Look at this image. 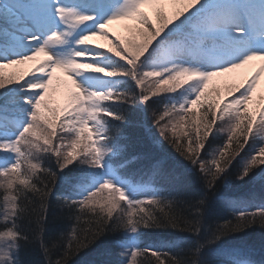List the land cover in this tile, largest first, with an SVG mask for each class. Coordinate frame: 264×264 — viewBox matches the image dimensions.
<instances>
[{
    "label": "snow or ice",
    "instance_id": "1",
    "mask_svg": "<svg viewBox=\"0 0 264 264\" xmlns=\"http://www.w3.org/2000/svg\"><path fill=\"white\" fill-rule=\"evenodd\" d=\"M160 2L0 0V213L5 222L0 230V264H22L19 250L29 238L18 222L27 212L29 194L40 197V246L47 253L44 225L61 179L72 195L55 197L59 206L75 214L78 224L86 214L91 218L82 238L75 235L76 228L72 230L75 243L61 249L56 264H69L106 235L134 238L144 230H173L197 240L182 260L165 251L167 245L145 248L117 242L126 264H137L138 256L148 255L153 264H264L249 251L216 247L250 228H264V206L233 212V219L211 230L206 241L198 239L205 210L220 188L251 180L254 188L259 184L264 191V105L258 120L250 111L264 67L230 89L226 101L208 91L214 77L254 60L264 61V0H172L186 7L171 19L158 12L157 24L141 9ZM129 20L139 24L136 38L123 40L108 31L110 25ZM77 33L76 47L61 56L58 50ZM96 38L112 47L91 46ZM39 57L46 59L30 79L23 83L5 79V67ZM58 72L69 97L62 113L46 103ZM127 82L135 92L120 87ZM178 94L182 100L175 99ZM161 97L175 102L151 111ZM197 106L202 114L194 111ZM138 109L151 111V127L146 115L139 121L130 119L129 113ZM133 125L143 128L153 144H167L191 165L192 178L204 183L201 199L191 203L169 199L157 189L132 186L119 178L120 169L137 161H148L145 174L151 181L181 178L166 157L129 156L126 129ZM214 130L226 133V142L213 150L209 138ZM52 161L54 166H49ZM73 165L78 174L62 177ZM180 202L195 209L196 223L173 211Z\"/></svg>",
    "mask_w": 264,
    "mask_h": 264
},
{
    "label": "trees",
    "instance_id": "2",
    "mask_svg": "<svg viewBox=\"0 0 264 264\" xmlns=\"http://www.w3.org/2000/svg\"><path fill=\"white\" fill-rule=\"evenodd\" d=\"M16 80L22 79V74L15 77ZM58 90V85H55ZM120 87L129 91L135 92L136 89L131 82L122 83ZM166 87V86H165ZM181 95L177 98L180 100ZM64 98V97H63ZM156 99V98H154ZM175 99L170 101L166 97H161L154 102L151 111H162L165 103L175 102ZM151 111L145 113L143 109H138L136 113H129L130 119L139 121L142 116H147L148 126L151 127ZM203 111V110H202ZM200 111V112H202ZM220 121H217V127ZM127 135L131 140V148L129 156L140 153L148 154L149 156L160 158L166 157L168 166L174 168L180 175L179 181L172 182H154L145 174L148 166V161H137L134 164L123 168L124 177L131 178V184L135 186L158 185L159 194L166 196L169 199L176 198L178 201L193 202L201 199L205 195V187L203 181H196L189 173L191 165L177 155L167 144L156 146L149 141L144 133L143 128L133 125L126 129ZM155 133V129H153ZM209 148L217 149L226 142V133L213 131V136L209 138ZM247 151V149H246ZM239 159V158H238ZM239 161L234 165L233 170L238 167ZM49 166H54V161L49 163ZM73 168L66 170L63 176H72L78 174L73 171ZM121 170V169H120ZM121 171V173H123ZM122 175V174H121ZM42 187V184H37ZM255 191L253 197L251 193ZM71 196L72 191L66 185L64 179H61L53 193V198L50 201L47 213V220L44 225L43 238L47 245V253L40 246V226L38 223L41 212V201L37 195L34 198L29 194V198L25 201L27 212L21 222L23 232L28 236L29 240L23 243V247L19 250V259L22 264H56L61 259L62 251L66 250L68 243H75L73 240V229H77L75 234L77 238H82L89 230L90 215H84L79 224L75 219V214L69 212L68 209L60 207L56 198L57 196ZM3 197V190H0V199ZM228 200H235V205L227 203ZM264 206V191L260 190L259 184L253 187V181L247 182H232L229 185L220 188V191L213 197L207 209L203 220V229L199 240L204 242L208 239L210 231L214 230L220 224L225 223L229 219H233L232 213L237 214L246 209L251 210L256 207ZM173 211L196 223L195 209H190L185 203H177L174 205ZM3 214L0 213V230L4 229ZM197 238L188 233L176 232L173 230H144L140 235L132 238L126 237L121 233L106 235L98 240L92 247L81 252L79 255L72 257L69 264H126V257L120 255V249L117 242H127V246L132 247H164L165 251H170L178 259L187 258L188 249L194 247ZM223 249L225 247L237 248L249 251L255 255L257 259H264V228L259 226L248 229L245 232L235 234L221 241L216 246ZM154 258L148 256H138L137 264H153Z\"/></svg>",
    "mask_w": 264,
    "mask_h": 264
},
{
    "label": "rangeland",
    "instance_id": "3",
    "mask_svg": "<svg viewBox=\"0 0 264 264\" xmlns=\"http://www.w3.org/2000/svg\"><path fill=\"white\" fill-rule=\"evenodd\" d=\"M186 5L182 3H173L172 0H161L160 3L156 4H146L141 9L149 18L152 19L154 23H159L157 20V13L163 12L169 19L173 18L175 14L182 10ZM84 8H80V11H84ZM91 27V25H90ZM139 27V24L136 20H129V21H120L110 25L108 31L113 36H119L123 40H129L136 38L135 36V29ZM79 33L74 36H70L68 38L69 42L66 46L62 49L58 50L61 56H67L71 54V51L76 47V40L78 39ZM91 46L93 45H100L104 50L112 47L109 41L104 40L102 38H96L90 42ZM45 57H39L37 61L30 62L25 65H13L5 67L3 71V75L5 79H15V77L20 76L22 74V79L19 81L23 83L26 79H30L31 76L29 75L33 72L36 68L39 67V64L44 61ZM261 67H264V61L254 60L249 65L244 66L241 69H237L234 72L225 73L220 76L214 77L213 80L209 84V93L213 97H219L222 100L226 101L229 99V91L230 89L237 88L246 83L248 79H250L256 72L260 71ZM14 68V69H9ZM64 76L62 73H57V79L54 81L53 87L49 90L48 98L46 103L50 105L51 108L59 110L61 113L63 109L67 106L69 102L68 97V88L64 84ZM191 79V78H189ZM58 85L59 89L55 87ZM186 86V85H185ZM167 87V86H166ZM64 97V98H63ZM183 97H180L182 100ZM264 105V77H261L260 84L258 85L256 94L253 97V102L250 105V111L259 119V111L260 106ZM202 114V109L197 106L194 110ZM45 115H50L47 110H44ZM224 133V132H222ZM121 169L119 171V178L121 180L127 181V178L124 177V172ZM122 174V175H121ZM131 185V184H130ZM146 186V185H145ZM148 187H150L148 185ZM154 188V187H152Z\"/></svg>",
    "mask_w": 264,
    "mask_h": 264
}]
</instances>
